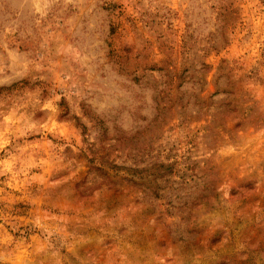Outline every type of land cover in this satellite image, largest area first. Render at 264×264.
Listing matches in <instances>:
<instances>
[{
    "label": "rangeland",
    "instance_id": "1",
    "mask_svg": "<svg viewBox=\"0 0 264 264\" xmlns=\"http://www.w3.org/2000/svg\"><path fill=\"white\" fill-rule=\"evenodd\" d=\"M0 264H264V0H0Z\"/></svg>",
    "mask_w": 264,
    "mask_h": 264
}]
</instances>
